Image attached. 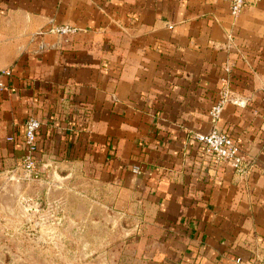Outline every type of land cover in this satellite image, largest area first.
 Here are the masks:
<instances>
[{
	"label": "crops",
	"instance_id": "obj_1",
	"mask_svg": "<svg viewBox=\"0 0 264 264\" xmlns=\"http://www.w3.org/2000/svg\"><path fill=\"white\" fill-rule=\"evenodd\" d=\"M3 68L0 156L38 118V164L120 214L130 264L264 263V0L236 17L229 0H0ZM224 92L215 125L245 175L191 138Z\"/></svg>",
	"mask_w": 264,
	"mask_h": 264
},
{
	"label": "rangeland",
	"instance_id": "obj_2",
	"mask_svg": "<svg viewBox=\"0 0 264 264\" xmlns=\"http://www.w3.org/2000/svg\"><path fill=\"white\" fill-rule=\"evenodd\" d=\"M35 161L28 172L21 156H0V264H130L120 214L109 221L92 188L78 191Z\"/></svg>",
	"mask_w": 264,
	"mask_h": 264
},
{
	"label": "built area",
	"instance_id": "obj_3",
	"mask_svg": "<svg viewBox=\"0 0 264 264\" xmlns=\"http://www.w3.org/2000/svg\"><path fill=\"white\" fill-rule=\"evenodd\" d=\"M257 0H229L230 14L233 17L238 16L246 7L252 5ZM48 32L57 35L73 34L78 28L70 24H59L51 26ZM36 32L34 35H39ZM10 68L0 70V91L4 88V77L11 74ZM227 101L226 93L216 101L209 110V118L213 123L212 128L207 132H194L191 138L195 140L197 146L204 156L212 165L221 163L229 164L236 173L245 175L247 173V164L249 159L243 153L241 144L235 140L229 133L224 132L216 127L215 123L219 120L224 103ZM40 129V120L35 116H29L25 121L24 147L21 161L25 169L30 172L35 167V153L37 151V137ZM9 140L11 138H8ZM132 171L139 173V168L134 166ZM253 264H264L263 262H255Z\"/></svg>",
	"mask_w": 264,
	"mask_h": 264
}]
</instances>
